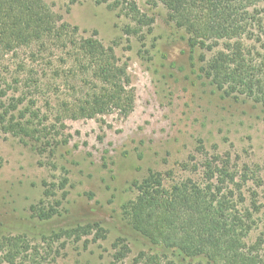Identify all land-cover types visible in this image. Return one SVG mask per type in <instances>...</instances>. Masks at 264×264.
<instances>
[{
	"label": "rangeland",
	"instance_id": "obj_1",
	"mask_svg": "<svg viewBox=\"0 0 264 264\" xmlns=\"http://www.w3.org/2000/svg\"><path fill=\"white\" fill-rule=\"evenodd\" d=\"M44 2L84 37L115 49L128 67L135 108L126 118L63 117L58 100L67 91L36 88L51 77L44 70L51 55L34 57L24 47L0 55V114L27 127L7 132L0 120V264H145L152 255L170 263L127 221L133 183L151 174L163 175L168 187L188 180L203 187L206 175H235L229 200L249 225L243 247L264 261V107L214 86L202 72L210 55L186 45L162 6L138 0L156 21L144 45L106 5ZM51 207L57 215L44 222L39 215ZM10 245L22 254L14 262L6 258Z\"/></svg>",
	"mask_w": 264,
	"mask_h": 264
},
{
	"label": "trees",
	"instance_id": "obj_2",
	"mask_svg": "<svg viewBox=\"0 0 264 264\" xmlns=\"http://www.w3.org/2000/svg\"><path fill=\"white\" fill-rule=\"evenodd\" d=\"M89 1L115 10L128 21L125 33L146 44L156 21L138 0ZM143 1L151 8L164 7L168 21L182 32L186 45L210 55L203 60L202 72L214 86L264 107V11L260 9L264 0ZM22 47L30 49L34 57L35 53L51 55L44 67L51 77L48 83L39 81L36 88L57 86V92L67 91L68 96L58 100L63 117L93 119L117 112L126 118L134 111L136 91L128 67L120 63L115 49L60 21L44 0H0V55ZM0 120L7 132H27L22 123L7 121L6 114H0ZM206 177L209 182L203 187L190 180L168 187L158 174L136 180L132 186L137 195L126 210L129 225L183 264L197 259L209 264H264L243 247L241 232L249 225L233 213L229 200L228 185L235 175ZM212 180L217 183H210ZM56 215L51 207L39 218L49 222ZM10 246L6 258L14 262L22 254L17 253L19 245ZM4 259L0 257V262ZM159 259L152 255L144 263L160 264Z\"/></svg>",
	"mask_w": 264,
	"mask_h": 264
}]
</instances>
